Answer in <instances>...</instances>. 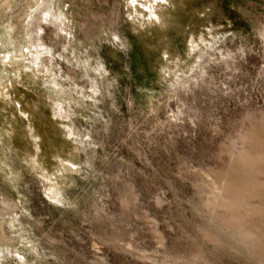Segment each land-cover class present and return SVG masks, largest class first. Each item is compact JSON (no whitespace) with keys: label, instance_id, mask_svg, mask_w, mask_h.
Here are the masks:
<instances>
[{"label":"rangeland","instance_id":"obj_1","mask_svg":"<svg viewBox=\"0 0 264 264\" xmlns=\"http://www.w3.org/2000/svg\"><path fill=\"white\" fill-rule=\"evenodd\" d=\"M259 14L0 0V264H264Z\"/></svg>","mask_w":264,"mask_h":264},{"label":"bare ground","instance_id":"obj_2","mask_svg":"<svg viewBox=\"0 0 264 264\" xmlns=\"http://www.w3.org/2000/svg\"><path fill=\"white\" fill-rule=\"evenodd\" d=\"M250 4H251V3H250ZM251 6H252V7H255L256 5L253 3V4H251ZM256 18H257V21H258V22H257V23H258V24H257V27L259 28L260 33L264 34V14H259V15L256 16ZM251 136H253V134H252ZM247 137H248V135H247ZM258 139H259V138H258ZM258 139H257L256 137H250V138H249V140H250V142H251L250 144H256V145H257L258 143H256V142L258 141ZM242 141H243V140H242ZM247 141H248V140H247ZM259 142H260V141H259ZM261 142H262V140H261ZM261 142H260V143H261ZM250 144H249V146H250ZM262 144H263V143H262ZM256 145H254V146L256 147ZM259 145H260V144H258L257 146H259ZM254 146H253V147H254ZM260 146H261V145H260ZM251 147H252V146H251ZM250 149H253V148H250ZM250 149H249V147H248V148H246V149L240 151V152L237 154V156L235 155V156H236V161H237V162H235V161H234V162H235V163H239L238 166H239V165H242L243 167H246V166L250 165V163L253 161L254 158H256V157H255V156H256V155H255V154H256V153H255L256 150L253 149V150H254V151H253V154H254V155H253V154H252V150H250ZM257 155H258V152H257ZM234 159H235V157H233V160H234ZM252 164H253V163H252ZM238 166H237V167H238ZM243 167H242V169H243ZM253 167H254V164H253ZM253 167H252V168H253ZM240 168H241V167H240ZM246 168H247V167H246ZM256 168H257V167H256ZM231 169H232V168H231ZM252 170H253V169H252ZM255 170H256V169H255ZM236 172H237V171H236ZM236 172H235V173H236ZM255 172H256V171H255ZM237 173H238V172H237ZM262 173H263V172H262ZM229 174H230V173H229ZM236 175H237V174H236ZM236 175H235V176H236ZM226 176H227V175H226ZM228 176H230V175H228ZM244 176H245V175H244ZM233 177H234V176L231 175V177H230L229 179H232ZM226 178H227V177H226ZM226 178H225V179H226ZM237 178L239 179V175L237 176ZM237 178H236V179L233 178L232 180H229V181H228V183H229V182H230V183H229V187H228V185H227V189L230 191L229 195H230L231 197H232V193H236V190H238V189H240V188H242V187L244 188V185L242 186V184H241L242 187L240 186V183H241L242 181H241L240 179H239V181H237ZM248 179H249V178H248ZM243 180H244V179H243ZM226 181H227V180H226ZM221 182H222V181H221ZM223 182H224V181H223ZM255 182H256V181H255ZM255 182H253V183L255 184ZM228 183H227V184H228ZM242 183L245 184V183H247V181H245V182L243 181ZM250 183H251V182H250ZM219 184L224 185V183H223V184H222V183H219ZM248 184H249V183H248ZM245 186H246V185H245ZM221 188H223V187H221ZM224 189H225V188H224ZM224 189H222V190H224ZM240 190L243 191V189H240ZM240 190H238V191L241 193ZM238 191H237V193H239ZM231 192H232V193H231ZM240 193L234 195V196H236V197H234V196H233V197H234V198H237V196H242V194L240 195ZM227 194H228V193H227ZM222 195H223V194H222ZM229 195H228V197H230ZM243 195H244V193H243ZM226 196H227V195H226ZM229 199H230V198H229ZM226 200H227V199H226ZM230 200H231V199H230ZM221 201H222V199H221ZM235 205H236V204H235ZM224 206H225V205H224ZM242 211H243V210H242ZM245 232H246V231H245ZM245 232H244V233H245ZM236 234H237V233H236ZM243 235H244V234H243ZM246 235H247V233H246ZM242 245H243V244H242ZM241 249H242V248H241Z\"/></svg>","mask_w":264,"mask_h":264},{"label":"snow or ice","instance_id":"obj_3","mask_svg":"<svg viewBox=\"0 0 264 264\" xmlns=\"http://www.w3.org/2000/svg\"><path fill=\"white\" fill-rule=\"evenodd\" d=\"M129 3H130L131 5H137L138 0H129ZM140 7H143V5H140Z\"/></svg>","mask_w":264,"mask_h":264}]
</instances>
